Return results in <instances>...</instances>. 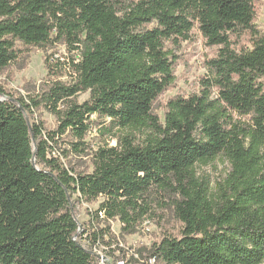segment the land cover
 I'll use <instances>...</instances> for the list:
<instances>
[{"label":"trees","instance_id":"trees-1","mask_svg":"<svg viewBox=\"0 0 264 264\" xmlns=\"http://www.w3.org/2000/svg\"><path fill=\"white\" fill-rule=\"evenodd\" d=\"M257 12V0H0V71L18 60V41L61 43L74 53L70 84L0 100V264H100L77 240L73 201L103 198L93 217L117 219L130 234L158 197L171 200L183 226L179 237L153 243L151 259L263 264L264 30ZM196 29L217 54L200 90L171 98L162 120L154 104L176 80L170 45ZM86 92L89 99L78 102ZM41 105L57 129L30 123ZM94 115L110 119L103 133L119 130L117 144L99 147L93 171L80 172L62 160L67 150L55 155L56 137L71 134L72 152L86 153ZM219 157L231 171L213 188L197 165ZM107 234L109 227L94 232L93 243Z\"/></svg>","mask_w":264,"mask_h":264},{"label":"rangeland","instance_id":"rangeland-1","mask_svg":"<svg viewBox=\"0 0 264 264\" xmlns=\"http://www.w3.org/2000/svg\"><path fill=\"white\" fill-rule=\"evenodd\" d=\"M256 24L264 30V0H257ZM244 44L247 38H244ZM176 55L175 76L173 86L166 90L154 104L155 113L165 119L166 106L169 100L175 96H189L198 92L201 87V79L208 75V60L213 58L218 51L215 46H209L200 32L196 29L192 38L181 42L180 45H170ZM19 58L9 67L0 71V100L13 97H25L41 95L47 92L54 82L60 81L70 84L72 69L70 65V52L64 44H50L45 48L29 46L21 41L17 42ZM47 60H49L47 62ZM49 66L53 69L50 70ZM88 92L78 95L77 101L82 103L89 99ZM32 124L41 120L47 131H53L58 127L56 116L44 105L39 106L34 112L28 114ZM92 129L88 132L85 142L86 153L76 154L72 152L71 142L76 141L71 134L56 137L55 155L62 156L64 151L69 152V157H63V161L80 172H92L93 153L107 143L116 145L113 134L119 133L114 128L111 133H103L101 127L110 124L109 118L94 115L91 118ZM60 138V139H59ZM231 171V164L219 157L207 164H198V175L208 179L213 188L223 181ZM103 198L96 201L76 199L73 201L75 216L80 224L77 240L85 247L94 250L99 255L100 264H161L149 257L148 250L153 243L160 241L166 235L180 236L182 223L175 217L170 207L171 200L158 197L153 201L150 217L142 222L135 233L127 234L122 229L119 220H96L93 216ZM110 228L111 234L104 236L105 242L93 243V233ZM107 242V243H106ZM264 264V263H263Z\"/></svg>","mask_w":264,"mask_h":264}]
</instances>
